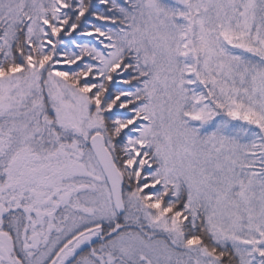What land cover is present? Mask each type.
<instances>
[{
    "label": "snow or ice",
    "instance_id": "snow-or-ice-1",
    "mask_svg": "<svg viewBox=\"0 0 264 264\" xmlns=\"http://www.w3.org/2000/svg\"><path fill=\"white\" fill-rule=\"evenodd\" d=\"M0 264H264V0H0Z\"/></svg>",
    "mask_w": 264,
    "mask_h": 264
}]
</instances>
